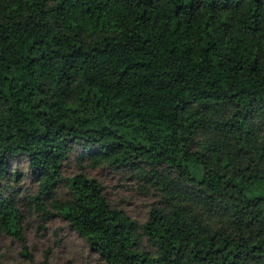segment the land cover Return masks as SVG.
<instances>
[{
	"label": "trees",
	"instance_id": "16d2710c",
	"mask_svg": "<svg viewBox=\"0 0 264 264\" xmlns=\"http://www.w3.org/2000/svg\"><path fill=\"white\" fill-rule=\"evenodd\" d=\"M71 155L81 170L150 165L170 203L137 224L94 178L62 175ZM18 159L107 264H264V0H0L12 233Z\"/></svg>",
	"mask_w": 264,
	"mask_h": 264
},
{
	"label": "rangeland",
	"instance_id": "374dc122",
	"mask_svg": "<svg viewBox=\"0 0 264 264\" xmlns=\"http://www.w3.org/2000/svg\"><path fill=\"white\" fill-rule=\"evenodd\" d=\"M10 167L20 172L10 185L17 191L21 231H0V264H42L44 261L48 264H107L69 227L52 204V198L44 199L39 194L38 182L28 170L26 161L18 159ZM157 170L165 173L159 168ZM61 172L65 178L81 172L94 178L101 185L109 204L123 210L137 224L144 223L151 210L166 208L169 201L166 199L168 185L162 177L154 176L150 165L140 175L105 166H84L81 170L71 155ZM66 196L67 188L63 185L54 198L61 200Z\"/></svg>",
	"mask_w": 264,
	"mask_h": 264
}]
</instances>
